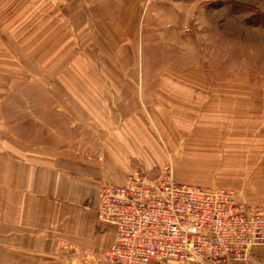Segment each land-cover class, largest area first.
<instances>
[{
	"label": "rangeland",
	"instance_id": "obj_1",
	"mask_svg": "<svg viewBox=\"0 0 264 264\" xmlns=\"http://www.w3.org/2000/svg\"><path fill=\"white\" fill-rule=\"evenodd\" d=\"M234 101L235 115L213 112ZM1 112L24 139L28 125L36 144L57 145L60 162L96 158L106 128L141 116L165 153L158 167L233 183L249 198L264 169V149H253L264 137V0H0ZM231 137L235 150L221 149ZM136 158L129 171L145 166ZM230 163L248 170L229 173ZM53 254L62 264L109 262L64 242ZM42 262L0 246V264Z\"/></svg>",
	"mask_w": 264,
	"mask_h": 264
},
{
	"label": "crops",
	"instance_id": "obj_2",
	"mask_svg": "<svg viewBox=\"0 0 264 264\" xmlns=\"http://www.w3.org/2000/svg\"><path fill=\"white\" fill-rule=\"evenodd\" d=\"M155 86V93H158V85ZM241 95L243 99V94ZM241 107V103L234 101L232 104L219 106L213 112L221 114L223 111L235 115ZM26 113L24 114L29 118V112ZM33 114L32 112L31 118L34 117ZM232 114L230 117H233ZM208 116L211 118L212 115ZM153 124L156 127V123ZM147 125V120L139 116L132 120L127 119L123 129L114 130L108 127L100 150L97 148L100 154H97L96 158L74 153L72 156H65L70 157V161L60 162V159L57 161L55 158L56 152L59 153L57 145L52 146L50 142L36 144L33 128L27 125V138L24 139L20 136V133L25 134L23 129H17L15 132L8 124L0 123V246L23 250L33 257L38 255L43 258L41 264H62L53 256L62 242L69 246L90 248L96 252L105 250L113 238L114 226L97 218L99 184H122L125 178L123 171H127L129 167V156L135 162L138 160L136 156L141 157L145 166L151 169L159 168L158 164L166 157L164 152L158 153V134L156 136L147 129ZM156 128L158 131V127ZM235 134L236 131L227 135ZM29 135L32 136L31 140ZM238 141L236 137H231L228 145L224 143L225 146L221 149L227 150L228 147L235 150L236 145L233 143ZM255 144L254 150H263L264 137H260ZM227 157L233 160L231 154ZM95 164L101 168L97 175L91 176V172L98 170V167H94ZM116 166H119L122 172H119ZM170 166L172 168V165ZM223 167L228 169L225 171L235 172L240 176L248 170V166L235 167L231 163ZM172 172L175 181L180 183L225 187L238 191L233 183L212 179L196 180L179 174L176 176L173 168ZM253 174L256 175L253 185L257 192L252 193L249 198L240 190L238 192L247 203L257 205V202L264 199V195L259 191L264 184V169H258ZM263 249L264 246L255 247L250 252L255 255L250 254L248 261L234 260L229 264H259L256 255ZM97 264L120 263L99 261ZM149 264L198 263L168 260Z\"/></svg>",
	"mask_w": 264,
	"mask_h": 264
},
{
	"label": "built area",
	"instance_id": "obj_3",
	"mask_svg": "<svg viewBox=\"0 0 264 264\" xmlns=\"http://www.w3.org/2000/svg\"><path fill=\"white\" fill-rule=\"evenodd\" d=\"M97 218L114 226L105 261L229 264L264 246V207L232 188L175 181L169 164L102 183Z\"/></svg>",
	"mask_w": 264,
	"mask_h": 264
}]
</instances>
